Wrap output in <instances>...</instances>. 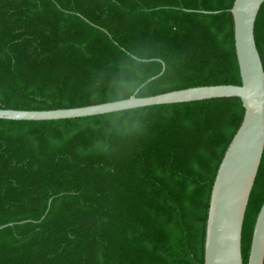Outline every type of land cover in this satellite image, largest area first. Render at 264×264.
Here are the masks:
<instances>
[{"label":"trees","instance_id":"16d2710c","mask_svg":"<svg viewBox=\"0 0 264 264\" xmlns=\"http://www.w3.org/2000/svg\"><path fill=\"white\" fill-rule=\"evenodd\" d=\"M233 3L0 0V107L241 84ZM255 36L264 63V2ZM243 116L240 98L222 97L0 118V226L14 223L0 229V264H204L212 187ZM263 203L264 154L243 225L244 264Z\"/></svg>","mask_w":264,"mask_h":264},{"label":"water","instance_id":"95a60500","mask_svg":"<svg viewBox=\"0 0 264 264\" xmlns=\"http://www.w3.org/2000/svg\"><path fill=\"white\" fill-rule=\"evenodd\" d=\"M263 2L264 0H234L230 9L234 17L241 84L191 86L149 96H138L136 92L127 98L76 107H0V118L66 119L157 104L222 97L240 98L244 116L219 165L211 191L204 264H244L243 225L264 154V63L255 36L256 21ZM13 224H3L0 229ZM247 264H264V203L255 221Z\"/></svg>","mask_w":264,"mask_h":264}]
</instances>
